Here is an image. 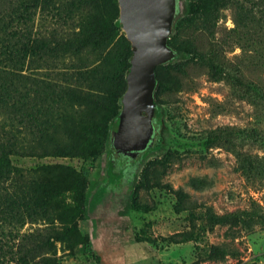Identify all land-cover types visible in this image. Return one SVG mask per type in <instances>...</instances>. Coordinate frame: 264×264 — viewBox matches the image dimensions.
<instances>
[{
	"label": "rangeland",
	"instance_id": "obj_1",
	"mask_svg": "<svg viewBox=\"0 0 264 264\" xmlns=\"http://www.w3.org/2000/svg\"><path fill=\"white\" fill-rule=\"evenodd\" d=\"M187 1L182 0L184 10L177 17L171 37L177 34L184 45H194L223 66L227 75H213L208 64L188 59L191 53L184 52V58L189 61L181 71L174 70L180 88L155 95L163 114L157 116L155 109L162 129L161 143L141 159L149 169L146 184L137 189L138 201L151 209H128L101 228L86 214H79L75 218L74 233L63 241L58 240L50 252L28 264H264V221L259 218L264 216V178L247 175L240 167V157L225 144L208 145L207 142L209 132L220 128L258 125L264 130V0H228L219 8L214 21L196 18L177 25L186 15ZM20 5L22 0H0L3 45L5 36L17 26H24L18 22L16 13ZM52 15V10L45 14L38 11L31 20L33 31L41 30L48 35L59 28L70 32L76 24L75 19L58 21ZM101 51L88 48L80 54L58 59L52 66V81L63 84L68 80L63 72L92 68L99 62ZM113 104L108 102L103 108L77 104L70 110L76 122L65 136L71 134L86 141L85 154L96 155L13 153L10 156L13 170L0 180V193L6 203L10 198L21 199L23 203H9L4 207L6 218L0 220V245H4L0 248V264H21L11 259V237L16 230L20 235L29 232L46 235L50 227L62 229L73 223L70 212L62 207L59 199H50L42 205L38 198L57 186V190L66 189L65 202H74L72 183L76 184L81 176L87 179L89 194L96 187L104 158L108 154L116 156L112 140L107 142L102 131L105 122L111 123L114 119L110 117ZM118 108L121 111L123 104ZM1 116H11L17 124L16 133L31 139L29 122L22 124L16 120L18 111L7 109ZM111 133L114 137L116 130L113 128ZM240 146L253 156L264 155L260 142L244 141ZM52 165L59 168L52 171ZM62 166H70L75 171H65ZM117 174L112 176L116 179ZM179 188L197 212L210 208L218 214L235 213V216L217 224L196 219L192 227L189 210H175ZM253 214L259 217L252 218ZM192 229L198 232L196 239L174 241V234ZM211 244L227 247L231 252L211 254Z\"/></svg>",
	"mask_w": 264,
	"mask_h": 264
},
{
	"label": "trees",
	"instance_id": "obj_2",
	"mask_svg": "<svg viewBox=\"0 0 264 264\" xmlns=\"http://www.w3.org/2000/svg\"><path fill=\"white\" fill-rule=\"evenodd\" d=\"M227 1L188 0L186 15L180 18L177 25L196 18L214 21L218 17L217 11ZM50 10H52V17L58 21L75 19L76 24L73 29L70 32H63L59 28H54L48 35L42 34L41 30L33 31L31 20L35 19L34 16L38 11L40 14H45ZM183 10L180 9L178 13H183ZM16 13L18 22H23L24 26H17L8 36H5V45L0 41L2 42L0 43V56H3L0 60V180L7 178L13 170L10 158L13 153L38 156L96 155L85 154L86 141L71 134L65 136L71 129L70 126L76 122L71 117L70 110L74 109L77 104L103 108L108 102H114L110 109L111 120L114 119L110 120L111 123L105 122L102 128L107 142L111 141L113 124L121 112L118 105L122 106L121 99L127 86L126 73L130 68L132 56L131 43L122 31L119 22L118 0H22V6ZM169 44L176 51L178 58L156 67L158 79L156 96L163 91L180 88V80L174 70L181 71L189 61L188 59L208 64L211 73L215 76L227 75L223 66L194 45H184L177 34L170 37ZM88 48L95 51L99 48L103 49L99 62L95 66L92 68L79 67L74 70L75 72H63L68 78L66 83L52 81L50 76L55 61L64 59L67 55L80 54ZM184 52L191 53L190 58H181ZM249 85L256 84L249 83ZM257 89L260 88L257 87ZM159 103H161L160 100L156 99V113L157 116H162ZM7 109L18 111L19 116H16V120L19 123L29 122L31 139H27L26 135H24L25 138L20 137L16 133L14 127L17 124L11 116H9L11 122L9 118L1 116V112ZM244 141L260 142L264 147L263 127L251 125L238 129L220 128L210 131L207 137L208 145L223 143L235 152L240 157V167L247 175L255 174L264 178V155L260 158L242 151L240 145ZM147 155L144 154L143 159ZM51 167L52 171L59 168L54 165ZM62 168L65 171L72 170V173L75 171L70 166H62ZM148 169V165L144 166L142 162L137 164L133 188L123 202L122 212L125 213L131 208L145 211L151 209L148 204L137 199V189L146 184ZM72 186L75 188V201L72 203L65 202L63 196L66 189L57 190V186H54L52 192L47 190L46 196L38 198V201L46 205L50 199L52 201L59 199L62 207H67V211L70 212L73 223L70 226L64 225L62 229L50 227L46 235L35 232L20 235L16 230L11 237V248L13 247L11 259L21 264H28L35 257L50 252L58 240H65L77 230L75 218L79 214H87L90 194L87 190V179L83 176L77 180L76 184L72 183ZM176 193L178 201L175 204V210L179 212L188 209L192 227H195L194 220L196 219H205L210 224H217L235 216V213L218 214L210 208L197 212L196 206L188 201L187 194L182 188L177 189ZM29 198L34 201L33 196ZM17 202L23 203L21 199H9L10 204L16 205ZM9 203H6L0 193V220L6 218L4 207H7ZM255 216L257 215L253 214L252 218ZM259 218L264 221V216ZM197 234L198 232L192 229L178 232L172 237L174 241L180 242L196 239ZM2 247H4L3 244L0 245V248ZM209 247V253L214 255L231 252L229 248L218 244H211Z\"/></svg>",
	"mask_w": 264,
	"mask_h": 264
},
{
	"label": "water",
	"instance_id": "obj_3",
	"mask_svg": "<svg viewBox=\"0 0 264 264\" xmlns=\"http://www.w3.org/2000/svg\"><path fill=\"white\" fill-rule=\"evenodd\" d=\"M118 5L119 22L131 43L132 56L112 142L117 153L124 144L140 147L128 159L127 165L136 167L144 153L141 144L152 148L161 135L155 120L156 67L178 58L169 39L183 5L182 0H118Z\"/></svg>",
	"mask_w": 264,
	"mask_h": 264
},
{
	"label": "flooded vegetation",
	"instance_id": "obj_4",
	"mask_svg": "<svg viewBox=\"0 0 264 264\" xmlns=\"http://www.w3.org/2000/svg\"><path fill=\"white\" fill-rule=\"evenodd\" d=\"M157 121V119H155ZM158 122V130L162 134L161 124ZM160 138L157 139V145L152 148H147V144L144 142L141 144L144 148V154L151 153L156 147L160 145ZM135 144V143H134ZM129 144L122 145L120 152L115 153V157L107 155L103 160V166L98 172L96 187L90 191V200L87 205L86 217H90L100 228L108 222L115 221L117 217L124 214L123 202L126 197L129 196L131 189L133 188L135 167L127 165L130 160L129 156L135 152L138 145ZM113 166L114 170H111ZM112 173H118L115 179ZM94 200V201H93ZM114 218V219H113ZM113 219V220H112ZM112 220V221H111Z\"/></svg>",
	"mask_w": 264,
	"mask_h": 264
},
{
	"label": "built area",
	"instance_id": "obj_5",
	"mask_svg": "<svg viewBox=\"0 0 264 264\" xmlns=\"http://www.w3.org/2000/svg\"><path fill=\"white\" fill-rule=\"evenodd\" d=\"M65 157V156H64Z\"/></svg>",
	"mask_w": 264,
	"mask_h": 264
}]
</instances>
